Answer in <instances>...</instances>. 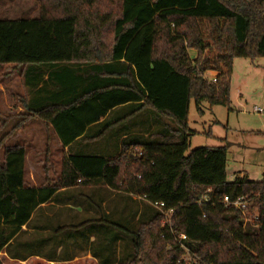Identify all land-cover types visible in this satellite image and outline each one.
Here are the masks:
<instances>
[{"label":"trees","instance_id":"trees-1","mask_svg":"<svg viewBox=\"0 0 264 264\" xmlns=\"http://www.w3.org/2000/svg\"><path fill=\"white\" fill-rule=\"evenodd\" d=\"M37 1L36 17L0 19V65L18 69L27 90L17 97L22 112L0 135V254L59 263L83 248L97 264H264V172L257 182L227 181L224 140L185 156L194 135L190 102L198 115L202 103L230 111L233 61L264 59V0ZM209 72L215 83L204 78ZM144 113L152 126L128 121ZM33 120L61 147L80 143L62 158L57 181L36 187L25 179L26 148L5 145ZM120 122L127 123L110 133L113 154L83 155ZM97 123L100 134L89 138ZM61 191L75 197L57 200ZM108 192L137 205L109 210ZM224 197L246 208H225ZM94 233L102 238L92 251ZM124 240L131 256L114 261Z\"/></svg>","mask_w":264,"mask_h":264},{"label":"rangeland","instance_id":"rangeland-1","mask_svg":"<svg viewBox=\"0 0 264 264\" xmlns=\"http://www.w3.org/2000/svg\"><path fill=\"white\" fill-rule=\"evenodd\" d=\"M38 12L39 3L37 0H0V19H31L36 17ZM189 55L192 56V52ZM11 67L10 65L0 67V135L8 130L19 116L15 101L17 100V95L22 98L27 96L24 78L20 77L18 69L14 70ZM213 76L215 77L216 75L206 77L208 82L211 81ZM229 101L230 111L221 106L210 107L206 103H202V115L197 114L194 102H190L188 128L194 135L188 139V148L185 156L196 148L220 146L223 144L222 140H224L229 144L226 156L227 181H232L233 173L237 170L246 173L252 181H260L262 179V171H264V59H256L254 61L235 59L233 61ZM11 105L14 106L10 109ZM254 108L260 109L262 112L254 113ZM131 111L132 109H127L125 112H119L112 116L103 127L115 119L123 118ZM132 129L137 130L136 127ZM19 131L20 134L17 136ZM19 131L8 139L5 145L21 144L29 152L25 166V179L27 180L29 173L33 174V176L40 175L42 177L46 168L45 164H48L47 176L53 183L55 177L58 179L61 159L53 148L54 135L52 131L46 130L44 126H39L38 122L35 124L32 121L26 123ZM43 136L50 139L48 143L49 151H44L40 154L37 151H30L29 147L32 146L30 144L42 143L39 140ZM79 145L80 143L76 144L71 151H75ZM1 151L2 147H0V153ZM83 151V155H90L93 149L87 150L84 148ZM106 195L109 199L106 203L107 209L117 208L119 210L126 203L125 205L133 210L138 202L136 197H132L131 200L124 197L126 200L124 203L123 200H119L115 193L108 192ZM56 209H53V212ZM68 213L69 215L76 214V210H70ZM50 215L51 213H45V217H50ZM66 217L67 213H64L62 219H66ZM92 217L91 215L88 218L91 219ZM92 236L97 239L92 245L93 251L97 249V242L102 237L97 235V233ZM82 249L77 250L79 255L73 260L59 263H48L38 257H31L24 262H19L11 260L6 257L5 253H1L0 264H97V261ZM114 250H117V248L115 247ZM122 250H125L122 254H114V261H124L130 258L131 252L128 240L122 241ZM58 255L62 256L60 252Z\"/></svg>","mask_w":264,"mask_h":264},{"label":"crops","instance_id":"crops-1","mask_svg":"<svg viewBox=\"0 0 264 264\" xmlns=\"http://www.w3.org/2000/svg\"><path fill=\"white\" fill-rule=\"evenodd\" d=\"M190 52H192V57H194L195 56V52L194 51H190ZM189 52V53H190ZM215 73H212V72H209V73H206L205 74V77H207V76H210V75H214ZM19 95H17V97H18ZM27 97V96H26ZM16 101V103H17V100H15ZM14 106V105H13ZM12 105H11V107H10V109L13 107ZM126 106H123V107H120V108H118V109H115V110H113V112L114 111H116V110H119L120 109V111H121V109L122 108H125ZM17 108H18V111H17V114H20L21 112H22V109L18 106V104H17ZM141 115V116H140ZM138 119H140V120H144V121H147V124L148 125H151L152 126V115L151 114H148V113H144V114H137V115H135L134 117H131V118H129L128 119V121H133V122H135V121H138ZM127 121V122H128ZM39 123V126H42L43 127V125H42V123H41V121H39V120H33L32 121V123ZM127 122H120V123H118L117 125H113V126H110V127H108L104 132V136L102 137V138H100V139H98L97 141H94V142H88V144L90 143V146H88L89 148L87 149V150H90V149H93L94 151H96V153H98V154H100V152H104V154H107V153H109V154H113L114 153V151H115V149L116 148H114V138H113V136L111 137L110 136V133L112 134L114 131H116V129H118V128H120L123 124H126ZM100 128V124L99 123H97V124H95V125H93V126H91V127H89L88 129H87V131H86V135L87 136H89V138L91 137V136H95V134L96 133H98L99 132V134H100V132H101V130L99 129ZM130 131L132 132V133H135V132H137L138 130H134V129H130ZM19 134H20V131L17 133V136H19ZM125 138V137H124ZM54 139V150H56L57 151V153L60 155V159L62 160V158L64 157V156H68V154H69V152H70V149H71V147L73 146V145H70L69 147H61V145H60V143H59V141L54 137L53 138ZM49 138L48 137H46V136H43V138L42 139H40L39 141H42V143L41 142H39V144H35V143H31L30 144V146L31 147H29L30 148V151H37L39 154L40 153H42V152H44V151H49ZM85 143L86 142H83L82 144L83 145H85ZM27 150V149H26ZM28 151H27V155H26V161H27V157H28ZM227 160V159H226ZM46 165V168H45V170L43 171L44 172V175L41 177L40 175H34L33 176V174H31V173H29V175H28V178H27V182L29 183V184H31V185H33L34 187H36V186H38V185H42V184H48V183H52L51 182V180H49L48 179V177L49 176H47V173H48V164H45ZM61 165V164H60ZM25 166H26V163H25ZM60 167V166H59ZM262 172H264V171H262ZM25 175H26V171H25ZM235 177H239V178H242V177H244V178H246L248 181H252V180H250L249 179V177H248V175L246 174V173H244V172H239L238 170L237 171H234V173H233V179L235 178ZM26 178V177H25ZM232 179V180H233ZM57 181V178L55 177V179L53 180V183H55ZM83 192V194H86L87 193V191L85 192V191H82ZM60 194L58 195V198H57V200H72V197L74 196V194L72 195V194H69V195H67V192L65 193V192H63V191H61V192H59ZM79 195V194H78ZM79 196H82L83 197V195L80 193V195ZM75 197V196H74ZM73 197V198H74ZM80 200H83V198H81ZM55 208H57L56 210H55V212H58V211H60V209L61 208H59V207H54V209ZM52 212H53V210H52ZM46 213V212H45ZM48 213H51V212H48ZM52 215V214H51ZM51 215H50V217H51ZM49 217V218H50Z\"/></svg>","mask_w":264,"mask_h":264},{"label":"built area","instance_id":"built-area-1","mask_svg":"<svg viewBox=\"0 0 264 264\" xmlns=\"http://www.w3.org/2000/svg\"><path fill=\"white\" fill-rule=\"evenodd\" d=\"M204 78L206 79L205 75H204ZM215 81H216V76L215 77L214 76L211 77V81L210 82L211 83H215ZM253 112L254 113H261L262 110L254 108ZM221 203H222V205H224L225 208L232 207V208H235V209L239 210L241 213L243 212V210L246 208V205H247L246 201L243 200V199H237L235 201H230L227 197H224ZM155 207L160 209V208L163 207V204L162 203L161 204H155ZM170 213H171V211H169V214ZM246 222H247V220L245 218V223ZM164 223L165 224H169L170 223V220L167 218V216L164 218ZM186 242H187V238H186L185 235L180 234V235L177 236L176 244L180 247V249H182L186 253L185 256L182 259L183 261L189 260V255H188L189 253H188V250L185 247V243Z\"/></svg>","mask_w":264,"mask_h":264}]
</instances>
